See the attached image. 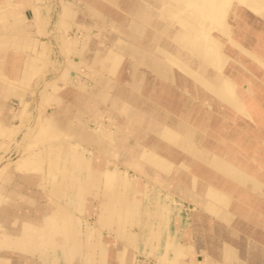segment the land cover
<instances>
[{
  "label": "crops",
  "instance_id": "obj_1",
  "mask_svg": "<svg viewBox=\"0 0 264 264\" xmlns=\"http://www.w3.org/2000/svg\"><path fill=\"white\" fill-rule=\"evenodd\" d=\"M102 1L127 12L132 20L130 26L123 28L121 25V35L111 38L114 43L109 47L105 44L103 50L93 41L99 38L96 34L99 27L93 21L106 20V14L93 1L72 0L65 8L66 17L73 18L68 26L81 28L84 38L75 39L74 31L57 36L63 50L59 55L64 54L55 74L63 71L65 63L68 66L63 72L66 78L53 86H49L50 78L35 87L31 85L33 72L42 71L44 66L41 44L50 42L44 37L30 36L24 25L27 16L11 13L0 26L2 31L17 32L14 34L17 36H9L4 41L5 48L12 53L7 50L4 65L0 67V264H21L10 258L11 253H17L22 264H109L108 246L102 232L126 245L121 248L123 255L119 264H264V208L261 203L260 209L232 210L231 192L221 191L213 184L202 189L195 176L190 187H182L181 176L171 177L172 162L153 146L140 144L143 134L136 125L152 130L167 146L186 150L212 171L243 186L242 200L246 204L252 198L263 200L262 181L241 165L205 148L199 149L200 136L193 127L182 121L171 124L166 113L119 89L111 76H115L124 57H130L134 61L129 66L130 88L143 95L146 78L140 74V67L151 70L162 86L178 82L174 67L192 79L198 98L201 90L206 94L204 97L244 113L246 109L238 82L221 72L224 66L216 60L215 50L203 48L208 44L199 42L198 48L193 49L179 36H172L170 19L153 9L152 0ZM81 6L92 22L81 20ZM13 20V25L5 28ZM150 25L160 30L165 38L150 30ZM19 28L25 31L19 34ZM122 36H127L129 41ZM167 40H172L176 46H170ZM100 41L104 44V40ZM224 57L228 61L230 56L224 54ZM252 71L264 77V66L260 72ZM180 84L186 86L183 80ZM72 87V93L66 95ZM243 88L247 90L248 87ZM151 94L147 98L153 99ZM12 98L20 102L17 110L8 105ZM50 106L56 110H51ZM117 113L126 117V121L120 122ZM39 119L65 137L45 141L29 152L32 145L28 142V133ZM25 126L26 131L19 141L18 136ZM1 127H17L19 133L3 137ZM132 137L137 142L134 149L127 145ZM13 143L17 145L15 148ZM7 149L17 150L19 157L6 156ZM181 166L189 168L184 163ZM126 168L149 181H129ZM15 170L25 172L20 176L22 181L44 189L46 199L50 200L47 208L40 207L36 199L25 192L22 183L11 182ZM33 170L41 173L33 174ZM153 182L159 183L165 192L157 191ZM170 194L180 195L191 202V208H200L229 225L234 217L243 218V221L237 226L235 223L234 228L232 225L227 232L196 223L194 233L178 242V230L172 234L168 228L171 209L164 208L161 201L163 198L170 200ZM144 195H147L146 200H143ZM89 198L98 201L97 228L90 224L84 227L77 215L88 209ZM25 206L35 207L40 217L24 214ZM177 220L180 222L181 217ZM193 235L196 237L194 245L190 243ZM140 244L146 254L158 253L152 262L134 261L135 255L128 247ZM196 244L203 253L194 258Z\"/></svg>",
  "mask_w": 264,
  "mask_h": 264
},
{
  "label": "rangeland",
  "instance_id": "obj_2",
  "mask_svg": "<svg viewBox=\"0 0 264 264\" xmlns=\"http://www.w3.org/2000/svg\"><path fill=\"white\" fill-rule=\"evenodd\" d=\"M71 1L72 0H31L30 2L29 0L28 4H23L22 6L19 5L12 9L13 11L18 12L20 16L28 17L25 18L24 25L26 26L27 31L30 33V36L44 37L50 42L52 49L54 50H52V52L54 53L55 59L58 61V63L62 61L61 55L64 53L59 55V52H63V50L62 46L58 44L57 36H61L62 34L68 35V33L70 34L75 30L76 37L79 40H82L84 38V32L81 28H78L77 26H68V22H71V19L73 18L66 17L65 8L70 6ZM89 1H93L94 3H96L99 9H101L107 17V19L104 21H93L95 22L97 27H99V30L96 31V34L99 36V38L95 37L93 41H95L94 43L99 48H102L104 50V45L106 44V46L108 47L112 45L114 42L110 39L119 37V35H121L122 26L123 28L130 26L132 20L127 12L108 2H104L102 0ZM125 1L128 3L130 0ZM152 1L153 9L159 13L167 15V17H169L168 15H170L171 17L179 18L181 16V14L179 13L185 12L181 4L174 0ZM252 3L253 6H251L250 10L247 9L244 5H237L239 7L236 11L238 17L236 19H231V25L235 30V37L238 42L246 47L249 46L250 49L255 51L257 49H260L261 47H264V0H253ZM45 4L48 5L44 6ZM222 8L217 9L221 13H223L224 11L227 12V7L223 9ZM37 9L38 11L35 12V10ZM43 9H46L48 11L50 9V15L48 14V11L46 12V10L44 11ZM3 11L11 10L5 8ZM80 13L82 14L81 20L87 23L92 22V18L84 14L82 6L80 9ZM227 15H229V13L223 15V18H227ZM183 16H185L184 13ZM46 17L48 18L47 21ZM36 18H43V20L45 21V23L43 24L44 30H38L35 21L37 20ZM13 23L14 20L5 28L11 27ZM63 23H65L66 25L62 26ZM21 28H19L18 30L19 34L25 31ZM213 29L214 31L212 30V32L218 30V28H216L215 26ZM2 30L3 29H1L0 31L2 32ZM150 30H153L155 33L161 34L162 36L164 35L160 30L155 29L152 25H150ZM220 30H218L220 36V42L218 43L219 45H221V47L225 48L224 51H229L228 54L230 56L228 62L221 72L223 74L229 75L238 82V90L241 95L242 103L246 109V112L244 113H239L235 110L229 109L227 106L218 103L212 98L204 97L203 95L206 96V94L205 92H201V90V97L198 98L196 94V88L194 87L192 79L187 74L174 67L173 70H175V73L179 80L177 83L165 84V86L159 85L158 80L154 76V73L151 72V70H148L146 67H140V74L144 75V77L146 78L143 83L145 88L142 91L143 95L139 92L133 91V89L131 90L130 88L129 82L131 80V72L129 66L134 63V61L130 57H124L115 76L111 77L114 78V82H116L117 87L125 93L136 95L142 102H145L146 104H153L162 112L166 113V117L168 118L167 121L171 124L174 125V123L182 121L183 123H186L187 125L193 127L200 136V140L197 142L199 149L205 148L210 151V153H216L225 159L231 160L235 164L241 165L250 175L254 177L256 176L258 180H261L264 184V77L263 75H254L247 70L245 64L235 61L233 56H231L233 53H235L234 50L231 49V47L235 48L241 54H245L247 52L245 51V49L230 40V37L227 35V33ZM4 31L7 34L10 33L7 30ZM15 33L17 32L14 31L11 35L17 36L14 35ZM122 37L123 39L129 41L127 36ZM163 37L165 38V36ZM100 40H104V44H102ZM167 42L170 43V46H176L172 40H167ZM59 65L57 66V69L59 68ZM182 80L186 82V86H182L180 84V81L182 82ZM244 86L248 87L247 90L243 88ZM71 90H74L73 87L69 88V92L66 95L72 93ZM152 92L153 95L151 94ZM149 94H151V97H153V99L147 98ZM29 99H31L30 95ZM9 102L8 105L10 107L12 106L16 110L19 108L20 102L17 98H12ZM102 107L105 108L106 105H103ZM50 109L55 111L56 107L50 106ZM117 116L119 121H126L127 119L120 113H117ZM145 116L149 117L147 114H145ZM136 126H138V128L141 130V133L143 134V138L139 140L140 144L144 146L149 145L150 147L153 146V148L156 149L159 154L168 158L172 162L173 172L171 173V177L173 178L175 176H181L183 179V182L181 184L182 187H190L192 177L195 176L197 178L198 186L202 189H205L209 184H213L221 191H225L228 193L231 192L229 197L231 199L230 209L232 210L235 208L243 210V208L246 207L260 209V203L261 207L264 208V196L263 200L261 201L259 199L258 201L256 198H252V200H250L248 204H246L242 200V197H244L245 193V189L243 188V186L212 171L204 162L196 159V157L190 155L186 150L167 146L166 142L158 137V135L152 130L146 129L144 126L140 127L138 124ZM26 128L27 127H23L22 131L20 132V135L18 136L19 141H21L23 132L26 131ZM122 133L124 134V131ZM127 143L128 148L133 146L131 149H134L137 142L132 137L129 138V142ZM15 146L17 145L13 143V148H15ZM31 148L32 149L30 150V152L38 149L36 144L32 145ZM18 153L19 152L15 149H12V151L7 149L6 156L11 157V159H16ZM183 163L186 167L189 168H183L181 166ZM121 167L124 168L125 166L122 164ZM1 168L2 164L0 163V170ZM127 171L130 175L129 181L131 182H134L138 179H141L142 182L149 181L147 180V178L142 177L130 168H128ZM32 173L40 174L41 172L40 170H33ZM24 175L25 172L21 170H15V177L11 182L22 183L24 190H26L25 192L33 196L40 207L47 208L46 205L50 203V200L46 199L44 195V189L42 187H36L33 185L31 186L29 183L24 181V179L22 181V179H20V176ZM1 176L2 173H0V179ZM153 183L154 184L152 185L155 186V189H157V191L163 193L165 192L159 183ZM7 187L10 186L8 185ZM262 189L264 193V185ZM170 196L172 200L163 198L161 201L164 204V208L169 207L171 209L172 219L168 225V228L170 233L172 234L176 233V230H178V242H183L189 234L194 233L193 231L196 223H199L200 225L207 224L211 227L214 226L216 228L222 229L224 232H227L230 230L232 225V227L234 228L235 223L237 226L240 223V220L243 221V218L234 217L233 222L229 225L226 222L219 221L210 214H206L200 208H191V202L187 199H182L180 195L170 194ZM146 197L147 195H144L143 200H146ZM86 203L88 205V209L85 211V213H77V215L82 219L84 227L87 224H90L93 227L97 228V217L99 213L98 201L89 198ZM23 208L24 209L22 212L24 214H28L32 218H38L41 215L37 213L36 208L33 206H25ZM68 209L69 211L71 210V212H75V210H73L72 208ZM178 214L179 217H177ZM180 217L181 221L178 222L177 219ZM259 218L260 217H258L257 219ZM253 225L257 224L253 223ZM102 233L108 246V263L119 264V258L121 255H123L122 253H120L121 248L126 245H124L121 241L116 240L111 234H105V232ZM236 235H238L237 232ZM195 242L196 237L193 235L190 243L194 245ZM141 246L142 245L140 244L135 247H128V251L132 252L135 255L134 261H136L137 263L139 261L146 260L148 262H152L154 258H156L158 253L148 255L144 252L143 247ZM196 247V253L193 256L194 258L203 253L202 250L198 248L197 244ZM10 258L14 262H21L22 264V260L21 258H19V255L17 253H11ZM28 264H30V262H28Z\"/></svg>",
  "mask_w": 264,
  "mask_h": 264
},
{
  "label": "bare ground",
  "instance_id": "obj_3",
  "mask_svg": "<svg viewBox=\"0 0 264 264\" xmlns=\"http://www.w3.org/2000/svg\"><path fill=\"white\" fill-rule=\"evenodd\" d=\"M28 1L29 0H7V1L0 0V26L2 23L7 21L8 17L11 15V13H13L14 16L19 14L18 12L3 11L5 8H12L13 9L16 6H19V5L22 6L23 4H27ZM174 1L181 4V6L185 12L179 13V14H181V16L179 18L171 17L170 15H168L169 16L168 18L170 19L169 22H170V26H171L172 36H179V38L183 39V43L185 45H187L188 47L193 48V49L198 48L197 46H199V42L200 43L204 42V44H208L206 46H203L204 50H206V49H209L211 51L215 50V52H216L215 58H216V60L219 59V65L225 66L228 61L225 60L226 58L224 57V54L229 55L228 54L229 51H227V52L224 51L225 48L221 47V45H219V43H218V42H220V39H219L220 36H219L218 30L221 29L223 32L227 33V35L230 37V40H232L235 44H237L238 46L245 49V51L249 54V55L247 53L241 54L239 51H237L235 48H233L229 45L231 47V49L234 50V52H235L231 55V56H233L235 61L245 64V66L248 70H250V71L253 70L252 72H254V71L260 72L262 70V66H264V47H261L260 49H257L254 51V50L250 49L247 44L246 45L248 47L242 45L236 39L235 30L233 29V26L231 25V19H233V18L236 19L238 17V15L236 14V11L239 7L237 5H244L247 9L250 10L251 6H253V3H252L253 0H174ZM30 2H31V0H30ZM47 5L45 4L44 6H47ZM36 7H39V6H36ZM222 7L223 8L227 7V12L224 11L223 13H221L218 10V9H221ZM43 10L45 11L46 9H43ZM37 11H38V9L35 10V12H37ZM47 11L48 10H46V12ZM49 11H51V10L49 9ZM49 11H48V14L50 15ZM183 13L185 16H183ZM227 13H229V15H227L228 17L224 19L223 15H226ZM144 14H145L144 16H146V13H144ZM47 20H48V18L46 19V21ZM35 21H36L38 30H44L43 24L45 23V21L43 20V18L42 19L38 18ZM214 26L216 28H218V30H216L215 32H212V30L214 31V29H213ZM43 32H45V31H43ZM11 34H12L11 32L7 34L5 31H2L0 33V67H2L4 65V56H5V54H7V50L9 49V48H5L4 41H5V39H8L9 36H13ZM4 36H7V38ZM72 36L75 37V39L77 38L75 30L72 33ZM9 42L10 41H7V44H9ZM225 44H228V43H225ZM41 50H42L41 53L43 55V63H44L43 70L38 71L36 69L33 72V76L31 79V81H32L31 85L35 87L40 81H42L46 78H50L49 79L50 80L49 86H53V83H56L58 80H63L64 78H66V75L63 72L67 71L68 65L65 63L63 65L64 66L63 71L61 73H59V75H56L55 73H56V69H57V66L59 65V63L55 59V55L52 52L53 49H52L51 44L50 43L41 44ZM10 51L12 53V50L9 49V54H10ZM17 51H18V48H17ZM218 55H220V57H218ZM34 105H35V103H34ZM28 112H30V111H28ZM40 117H42V116H40ZM15 125L16 124H14V126ZM53 128L49 124H47V123H45L39 119L35 123L34 127L28 133V138H27L29 140L28 142L31 141V143H30L31 145H34V144L39 145V144H41L45 141L51 140L53 138H58V137L64 138L65 137L62 134L59 135V132H57ZM1 132H2L1 136H3V137L4 136L13 137L17 133H19V129L17 127H12L10 129H6V128L1 127ZM62 132H63V130H62ZM52 143H55V142H52ZM22 158H23V156H22ZM222 168H224V166H222L221 169ZM227 169H228V167H227ZM233 170H235V169H233ZM218 172H220V171H218ZM219 174H221V173H219ZM227 177L229 178V175ZM179 188H181V187H179ZM143 191H144V189H143ZM173 191H174V189H173ZM126 192H128V191H126ZM222 197H223V195H222ZM219 203H220V201H219ZM223 203H224V201H223ZM221 205H222V203H221ZM219 240H221V239H219ZM258 260H259V257H258Z\"/></svg>",
  "mask_w": 264,
  "mask_h": 264
}]
</instances>
